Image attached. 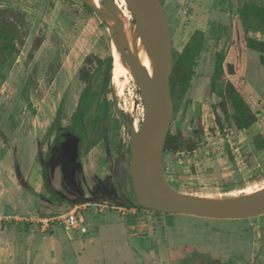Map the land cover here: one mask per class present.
<instances>
[{"label": "rangeland", "instance_id": "rangeland-1", "mask_svg": "<svg viewBox=\"0 0 264 264\" xmlns=\"http://www.w3.org/2000/svg\"><path fill=\"white\" fill-rule=\"evenodd\" d=\"M82 1L0 0V7L22 12L26 20L22 30L24 43L18 44L14 62L5 67L6 79L0 80V243L10 249L13 242L6 239V233H15L16 264H23L22 255L25 264H150L148 256L151 249L155 250L154 245L145 243V238L129 236L124 217L115 208L99 210L90 205L83 211L87 232L66 224L53 225V229L49 226L43 231L34 222L28 224L19 219L33 218L39 211L56 215L72 206L56 199L44 185L42 171L46 153L51 149L46 171L55 193L65 199L75 197L78 201H105L114 205L112 201L106 202V198H94L96 193H88L86 197L85 192L68 188L60 171L62 148L50 149L59 131L58 127L50 130L57 109L62 107L61 128H64L71 122L80 92L98 68L93 86L95 89L100 86L105 59L110 54L113 57L118 45L106 22L96 11L88 12ZM110 1H116L135 21L128 0ZM162 2L170 24L172 51H180L196 28L207 29L191 85L178 99V110L170 126L175 133L178 129L184 132L189 125L188 134L194 143L191 149L181 147L163 154L165 177L177 191L199 198L223 199L254 189L264 179V149L254 146L256 136L264 133V113L250 127L237 130L230 114L221 112L215 96L206 95L216 52L225 48L231 32L211 36L208 22L191 16L188 0ZM217 2L227 6L225 0ZM199 11L197 14L204 13ZM224 12H211L212 21L225 25L237 21L236 6L229 5ZM249 36L264 38L254 32ZM239 53L245 89L253 98L264 100V65L259 54L242 48ZM227 71L231 74L233 68ZM138 76L137 72L134 79L122 77L124 86L120 91L111 74L105 93L110 101L109 114L103 121L107 138L89 144L86 152L83 148L78 160L77 175L83 176L88 185L99 180L110 192L122 195L130 173L131 135L124 123L116 120L123 122V116L139 127L144 105ZM94 112L95 105L89 116ZM216 112L221 114L222 130L216 123ZM128 202L132 203L129 199ZM172 220L173 226L167 229L174 248L178 246L176 240L198 244L212 236L224 237L229 238V247L238 254H249L250 248L253 256L259 246L260 253L256 255H260V264H264V215L205 218L176 214ZM159 248L163 251L166 245ZM0 264L12 261L0 254Z\"/></svg>", "mask_w": 264, "mask_h": 264}, {"label": "trees", "instance_id": "trees-1", "mask_svg": "<svg viewBox=\"0 0 264 264\" xmlns=\"http://www.w3.org/2000/svg\"><path fill=\"white\" fill-rule=\"evenodd\" d=\"M88 12H94L95 9L87 2H81ZM238 15L237 21L229 25H218L216 22L210 23L209 33L212 36L225 32H231L230 39L226 40L225 48L216 52L213 72L209 77L206 95L215 96L217 105L221 112L230 114V118L237 130H243L250 127L264 113V100L260 97L253 98L245 89L243 83V70L240 65V48L256 51L259 54L260 63L264 65V38L258 39L249 36L250 32H259L264 35V1L263 0H240L236 5ZM26 27V20L22 12L9 7H0V80L7 77L5 67L15 60V55L19 53L18 44L24 43V34L22 30ZM219 32L218 34H215ZM207 37L206 31L195 29L180 51H172L171 68L169 71L171 93L174 101V114L178 110V99L190 87L192 78L197 66V58L204 48ZM113 57L110 54L104 62V69L99 80V87L94 88L93 82L97 77L92 76L80 92L75 111L70 116L71 122L61 128L62 107L57 109L55 119L51 124L52 128L58 127L59 131L54 137L57 141L60 132L64 129H71L80 139V152L84 148L86 152L89 144H94L107 138V129L103 121L108 117L110 101L105 97L109 89L112 74ZM228 68H233V73H228ZM232 75L233 78L227 76ZM215 102V103H216ZM95 105V112L90 117V111ZM216 108V104L214 105ZM218 127L222 130L221 114L216 112L215 116ZM116 122L122 124L118 119ZM187 125L184 132L178 129L175 133L168 132L164 154L175 152L181 147L191 149L194 141L188 134ZM199 133V132H197ZM254 146L258 150L264 149V133L256 136ZM120 152V151H119ZM121 153V152H120ZM45 187L56 199L64 198L55 193L48 180L47 171H42ZM57 195V196H56ZM78 200H69L68 205H72ZM40 215L46 213L40 212ZM51 215V214H48Z\"/></svg>", "mask_w": 264, "mask_h": 264}, {"label": "water", "instance_id": "water-1", "mask_svg": "<svg viewBox=\"0 0 264 264\" xmlns=\"http://www.w3.org/2000/svg\"><path fill=\"white\" fill-rule=\"evenodd\" d=\"M128 2L135 22L149 40L153 58L152 77L129 60L133 68L143 76L145 85L142 90L144 117L139 127L135 129L122 116L123 123L131 135L128 170L131 189L127 194L128 199L133 204L147 208L199 217L247 218L263 215L264 190L237 198L208 199L179 192L167 181L163 154L174 116L169 77L172 60L170 24L162 0H128ZM90 5L99 14L98 9ZM120 50L127 57L128 49ZM79 141V137L71 129H65L60 132L57 141L52 145L62 148L60 157L62 180L77 193L81 190L80 185L77 184ZM50 151L52 152V149ZM51 152H48L46 167ZM83 181L84 186H87L84 179Z\"/></svg>", "mask_w": 264, "mask_h": 264}, {"label": "flooded vegetation", "instance_id": "flooded-vegetation-1", "mask_svg": "<svg viewBox=\"0 0 264 264\" xmlns=\"http://www.w3.org/2000/svg\"><path fill=\"white\" fill-rule=\"evenodd\" d=\"M52 145L50 146V149ZM48 152L46 153V156H48ZM44 168L47 169L46 166H44L43 169ZM83 179L85 180L87 186H84ZM77 184L81 187V190L78 193L85 192L86 197H88V193L92 195L96 193L94 198H109L106 202L110 203L109 201H112L114 205L106 207V209L115 208V211L118 212L120 216L124 217L126 232L129 234V236L138 237L141 239L145 238L146 240H143L145 243L151 242V244L154 245L155 250L151 249L150 253H152L150 256H148V260L151 261L150 264H260V255H256L257 253H260L258 252L259 246L255 249L256 253L253 254V256H250L252 252L250 248L249 254L243 255L241 253V255L234 252L229 247V238L213 237L212 235L214 233L211 234L212 237L206 239V242H201L198 244L195 241L181 242V240H176L175 243H177L178 246H175L176 248H174L173 239H171L168 229L173 226L172 217L176 214L183 213L165 212L128 202L127 194L131 189L129 178L125 180V192H123V195L119 192H110L99 180L91 182L90 185H88L86 179L83 176L78 177L77 175ZM103 195L105 196L102 197ZM61 196L63 197V195ZM63 198V200L67 203L69 200H77L75 197L71 199H65L66 197ZM215 229L211 228L213 232L218 231ZM259 235L260 233H258V237ZM162 244L164 246L166 245V249L163 251H161L159 248V246ZM163 252L164 256H162Z\"/></svg>", "mask_w": 264, "mask_h": 264}, {"label": "bare ground", "instance_id": "bare-ground-1", "mask_svg": "<svg viewBox=\"0 0 264 264\" xmlns=\"http://www.w3.org/2000/svg\"><path fill=\"white\" fill-rule=\"evenodd\" d=\"M85 1L98 9L100 18L109 26L112 36L118 44L113 51L112 79L116 81L114 85L121 91V88L123 89L124 86L122 77L134 79L137 77L138 72V80L141 84V90H143L145 85L144 78L139 71L133 68L131 63L145 70L150 77L153 76V58L148 38L145 36L140 26L121 10L116 1L114 3H111L109 0ZM121 48L128 49L127 57L121 53ZM133 126L135 129L138 128L134 124ZM262 181L263 183L256 188L228 198H237L241 195L249 196L262 192L264 190V179Z\"/></svg>", "mask_w": 264, "mask_h": 264}, {"label": "built area", "instance_id": "built-area-1", "mask_svg": "<svg viewBox=\"0 0 264 264\" xmlns=\"http://www.w3.org/2000/svg\"><path fill=\"white\" fill-rule=\"evenodd\" d=\"M90 205H95L99 208V210H103L106 207H109L107 203L104 202H88V201H81L75 202L72 206L66 210L65 212H61L56 215H40L35 213V216L32 218L24 217L19 218L24 219V221L34 222L35 225H39L41 230H46L49 226L58 225L63 226L66 224L70 227H75L80 229L81 232H86L85 226V217L83 216V211H85ZM18 219V217H15ZM38 226V227H39Z\"/></svg>", "mask_w": 264, "mask_h": 264}, {"label": "crops", "instance_id": "crops-1", "mask_svg": "<svg viewBox=\"0 0 264 264\" xmlns=\"http://www.w3.org/2000/svg\"><path fill=\"white\" fill-rule=\"evenodd\" d=\"M185 1V0H184ZM203 0H188V4L190 6H188V9H190L191 11V16H194V17H200L201 19H204V21H207L208 22V26L210 27V23L213 22L212 18L210 17L211 16V12H222L225 14L224 10H226V8L229 7V5L231 6H236L237 3L240 2V0H225L227 3V6H224L223 4L221 3H218L217 1L219 0H204V2H202ZM199 10H201V12H204L203 14H197V12H200ZM228 13V12H226ZM220 24H218L216 22V24L218 25H222L224 23L222 22H219ZM228 25V23H227ZM196 29H200V30H203V31H206L207 29H204V28H196ZM209 29L208 28V32H209ZM251 33V32H250ZM256 35H260L259 32H254ZM256 38V37H254ZM258 39H261V38H258ZM28 223V222H26ZM29 224V223H28ZM32 225V224H31ZM49 229H53V226L50 227ZM22 234V233H21ZM17 238V237H16ZM15 238V233L14 232H10V233H6V239L9 240L10 242L12 241L13 245L9 246L10 249L8 248L7 245H2L0 243V254L1 256L4 258V257H8V259L10 258V261H12V264H16L15 263V255H16V246H15V241L17 240ZM24 238V236L21 235V239ZM7 249H9V251H7ZM21 262L23 264H25V256L22 255L21 257Z\"/></svg>", "mask_w": 264, "mask_h": 264}]
</instances>
